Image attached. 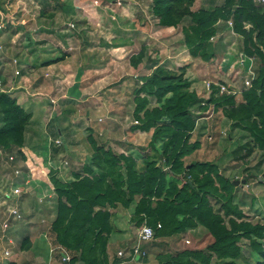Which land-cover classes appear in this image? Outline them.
<instances>
[{
    "label": "rangeland",
    "instance_id": "obj_1",
    "mask_svg": "<svg viewBox=\"0 0 264 264\" xmlns=\"http://www.w3.org/2000/svg\"><path fill=\"white\" fill-rule=\"evenodd\" d=\"M0 1L3 3L2 9L6 10L3 13L4 22L0 24L2 31L0 34V79L3 80L5 75L8 76L7 80H3L4 90L10 89L11 83L14 82L12 76L16 70H19L20 74H15L17 77L15 84L18 86V82L22 81L21 78L30 77L27 89H23L24 94L28 95L27 99L37 97L43 104L41 107L44 112L43 114L39 111L37 113L32 101L24 102L19 97L18 102L23 107L26 104V111L35 112L40 118L43 115V124L47 123L54 112L57 121L61 119V126L70 123V127L79 129L75 138L76 141L81 142L82 146H79L78 151L73 148L74 155L80 158L74 160V169L82 167L85 157H89L85 161V166L92 163L94 147L93 143L88 141V138L91 141L90 137H92L96 143L105 145L116 153L133 156L140 167L143 165L142 160L145 155L160 156L158 167L167 171V181L177 179V183L182 187L184 184L182 177L174 176V178L168 173L169 168L162 154L164 142L168 137L164 136L155 141L156 152L150 147L154 129L147 132L133 129L134 124L138 125L134 116L137 106L136 89L144 85L143 80L151 78L150 76L156 72L157 67L166 69L175 75L182 72L181 67H186L185 78L191 83L189 91L195 92L200 101L207 102L211 97L207 90V83H212L214 90V92L212 90V95L215 98L223 96L217 92L216 83L243 91V86L241 87L243 77L251 60L246 55L245 67L240 64L239 55L243 51V48H237L240 44L236 42L233 46L235 49L233 48L234 50H231L232 53L229 54L228 45L224 46L225 36L216 38L217 30L208 44L212 53L211 59L207 61L200 55L194 57L185 44L183 30L184 27L190 25V20L186 19L171 30L163 28L153 13V1L150 0L147 6L143 4V0L139 2L143 9L135 8V14L132 11L138 0H83L81 4H78L80 0ZM76 3L84 8L76 9ZM258 6L264 8V5ZM202 7L209 9L208 6ZM194 9L193 5L192 10ZM221 23L229 24V22L220 20L217 25ZM233 35L237 36L231 31L230 36L235 37ZM143 48L144 58L135 68L131 64V58L138 55ZM14 60H17L16 65ZM121 80L125 82L119 84ZM75 83L80 86L81 91L77 100L69 102V100L54 98L59 97L57 96L59 93L66 92ZM246 91L233 95L236 105L245 103L244 93ZM82 94L85 97H82ZM151 94V92H144L141 97L149 99L150 108L159 106L160 104L156 103V97ZM17 95L20 96V93ZM48 95L53 96L51 102L55 107ZM11 96L15 97L14 94ZM167 97H170V94ZM48 109L49 112H47ZM191 112L194 116L197 115L195 116L197 126L189 143L197 142L199 147L184 158L185 163H213L220 168V174L224 178L233 183L240 181L238 185H235L233 205L238 206L243 212L244 221L264 225V155L257 149L249 158L239 159L240 153L235 154L234 151L239 146L250 142L251 138L246 131L233 128L234 121L225 115L224 108L219 107L212 117L209 112L199 110L197 107H193ZM40 118L38 120L41 122ZM221 124L226 128L225 132L221 131ZM28 128L27 125L24 146L30 150L34 144V136L30 131L34 128L30 127L29 131ZM28 154L29 157H33V154ZM29 157L26 156V160ZM29 161L30 159L27 165ZM36 162H30L32 166L29 164L27 171L25 170L28 175L23 173L27 177L26 180L23 178L19 182L25 197H31L28 202L29 213L26 214L24 209L21 210V222L24 221L22 226L25 225L26 229H31V237L39 239L38 237L42 235L45 237L43 238L47 246L51 243L49 247L52 250L48 257L50 260L47 257L46 259H41L42 257L35 259L34 253H40L42 248L39 242L35 249L29 251L32 253L20 249L22 241V233L19 231L21 228L18 223L20 221L13 220L11 225L15 223V226L9 231V234L14 237L13 246L16 245L12 247L13 257L4 259L0 250V264H65L61 259L64 252L56 243L52 230L57 217L58 199L50 211H48L50 207H47V210L38 204L34 207L30 201L32 196L37 194H40L41 198L49 197L51 189H54L51 176L58 177L66 167L70 168V166L64 162L61 168L57 165L48 172V168L40 164L39 166L42 167L39 170ZM33 167H36V171ZM94 172L97 173L98 170L95 169ZM3 175L6 177L9 175L10 180L14 177L8 167L0 165V185L4 184ZM82 175L86 176L84 169ZM59 179L62 180V178ZM63 180L66 183L73 181L69 178L68 181ZM31 189L32 196L28 195ZM22 197H19L14 204L19 206ZM48 200L49 198H46L44 202ZM153 202L156 204L157 200ZM136 205L137 201L129 208L121 204L113 208L116 209L114 215L118 212L123 213L122 219L116 217L114 219V232L118 233L117 237L123 235L118 230L121 222L131 236L126 242H116L113 246L107 247L110 262L113 261L115 255L119 258L118 247L124 248L122 251L129 254L130 249L138 242V231L143 225H137L132 219ZM215 209L220 211L216 205ZM213 241L214 238L210 231L198 225L188 229L184 234L154 238L152 241L144 242L142 249L146 250L148 255L139 262L134 261L131 264H158L157 255L160 252L185 249L206 251ZM260 242L264 246V241ZM239 246L241 254L234 260L235 263L254 264L260 260L259 253L249 239L243 237ZM67 255L74 257L72 252ZM43 256L46 255L43 254ZM77 257L78 260L74 264H83L78 255ZM210 264H224V261L213 257Z\"/></svg>",
    "mask_w": 264,
    "mask_h": 264
},
{
    "label": "trees",
    "instance_id": "obj_2",
    "mask_svg": "<svg viewBox=\"0 0 264 264\" xmlns=\"http://www.w3.org/2000/svg\"><path fill=\"white\" fill-rule=\"evenodd\" d=\"M152 1L153 13L161 27H178L186 19L190 20V25L183 28L185 44L192 56L200 55L207 61L212 57L208 44L216 34L218 22L232 21L234 32L243 39L244 54L254 60L256 79L244 93L245 103L236 105L234 96L226 94L220 98L211 95L204 102L189 91L191 83L185 78L186 67L180 68L179 75L157 67L151 78L143 80L144 85L136 89L134 116L138 125L134 124L133 129L143 132L154 129L150 147L156 152L155 141L168 137L162 148L168 173L181 176L184 184L180 187L177 179L167 181V171L158 167L160 156L145 155L140 167L133 156L116 153L90 137L94 150L92 163L85 166L86 176L77 174L70 183L51 176L58 199L57 217L52 225L55 241L66 253L74 254L72 264L77 262V255L83 264H119L120 260L115 258L110 262L107 255L115 230L111 210L118 204L129 208L137 201L132 219L139 226H151L155 238L184 234L198 225L207 228L214 238L206 251L160 252L158 264H210L213 257L224 264H237L234 260L241 254L239 244L243 237L250 240L260 255L254 264H264V246L260 242L264 241V225L243 220V212L233 205L235 184L224 178L213 163L186 164L184 160L199 147L197 142L189 143L197 126V115L191 110L197 107L206 111L209 105L216 110L224 108L225 115L234 121L233 128L249 133L251 141L234 151L240 153L239 159L249 158L257 149L264 155V8L254 0H223L221 5L194 11L195 0ZM2 4L0 1V24L6 12ZM142 58L144 48L131 58L132 66L137 68ZM144 92H151L160 105L150 108L149 99L141 97ZM11 95L0 92V145L7 151L24 146L26 126L33 117V112L26 111ZM18 154L25 158L22 151ZM30 248V239L26 237L21 250Z\"/></svg>",
    "mask_w": 264,
    "mask_h": 264
},
{
    "label": "crops",
    "instance_id": "obj_3",
    "mask_svg": "<svg viewBox=\"0 0 264 264\" xmlns=\"http://www.w3.org/2000/svg\"><path fill=\"white\" fill-rule=\"evenodd\" d=\"M141 1L142 0H138L136 2L135 7L133 8V11H132L133 14L136 13L135 8H137V9L140 8V10L143 9L142 4L139 3ZM150 1L152 2V0H150ZM150 1L143 0L142 2H144L143 4H145V6H147L148 5L147 3L150 2ZM113 2H116V1H113ZM222 3H223V0H195V3H194L195 9H194V11H196V10H198L200 8H204L202 6H208V8H211V7H214L216 5H221ZM137 4H139V6H137ZM75 8L78 9V8H84V7H82L81 5L77 4V5H75ZM249 26H247V27H249ZM173 28L174 27L166 28V29L171 30ZM217 30H218V34H217L216 38L219 39V38L224 37V36L226 37V38L224 37V46L226 45V47H227V45H228V48H229L228 49L229 50L228 53L229 54L232 53L231 50L235 49L233 46H234V44H236V42L240 44V46L237 45V48H241V49L243 48V39H242L241 36H239L237 34H236L237 36L233 35L235 37L230 36L231 31H232V33H235V32H234V29L231 26H229L228 23H221V24L217 25ZM1 32L2 31L0 30V34H1ZM42 47L43 46L41 45V48ZM242 53H244V52L242 51L240 54H242ZM239 57H240V55H239ZM6 77H8V76L7 75L4 76V78H3L4 81L7 80ZM12 79H13L14 82L11 83L10 89H8L6 92L11 93L12 95L14 94V96L18 99V101H19V97H21V99H23L24 102L32 101L33 102L32 103L33 106H36L34 110L37 113L39 111V112H41L43 114L44 111H43V109L41 107L43 104H41L39 99L37 97L32 98V99H27L26 96H28V95L24 94L23 89H27V85H28L27 83H28L29 80H31V78L28 77V76H25V77L21 78L22 81L20 80L18 82L19 83L18 86L15 84L16 81H17L16 80L17 77H15V74L12 76ZM242 86L243 85H241V87ZM79 87L80 86L76 85V83H75V85L69 87L66 92H61V93H59L60 95L59 94L57 95L59 97H54V98H56V99L60 98V99H63V100L65 99L66 101L69 100V102H73L74 100H77L79 98V96L81 95V91H80ZM19 89H20V91H17ZM19 93H20V96L17 95ZM28 94L31 95L30 93H28ZM33 95H36V93H33ZM48 97H51L50 98V102H51L53 96L52 95H48ZM82 97H85V95L82 94ZM52 105H53V103H52ZM24 106L26 107V104H24ZM38 106H39V108H38ZM27 107H29V106H27ZM49 111L50 110L48 109L47 112H49ZM206 112H209V115H211L210 117H212L215 114L216 109L214 108V106L211 105V106H208ZM55 115H56V113L53 112V114L51 115V117L47 121V123L43 124L44 123V121H42L43 118H44L43 115L40 118L39 114H35V112H33V117H32V119H31V121H30V123L28 125V127H29L28 131H29L30 127L34 128L33 130L30 131V132H32V135L34 136V144L31 146L30 150L26 146H23L21 148L16 149L15 151H11L16 156L15 166L20 167L22 169V172L25 173L27 171V166L29 164L31 165L30 162L31 161H33V162L37 161L36 162V163H38V165H37L38 167L37 168H39V170L43 166L44 168H48V172H49L50 169H54V167L57 166V165H59L58 167H60L65 162V163L68 164L67 166H70L71 169L69 167H66L62 171V173L59 174L58 178H62V180L66 179V181H68L67 179L69 178V180L73 179V181H74L77 174L82 175L83 169L85 171V164H86L85 161L88 160L89 157H85V159H84V161H83V163L81 165L82 167H80L79 169H74V167H75L74 166V160L75 159L79 160L80 158L78 156L74 155V151L75 150H73V148H76V150L78 151L79 146H82L81 142L79 143L78 141H76L77 139L75 138L76 132L79 129H77L76 127H70V123L68 125L61 126V119H58V121H57V119L55 118ZM39 118L41 119V122L38 120ZM87 119H89V118H87ZM55 129H56V131H55ZM221 129H222L221 131L226 130V128H224V126H222V124H221ZM51 139H54V140L55 139H61L64 142H62V145H60V146L59 145L55 146V144L52 145V143H50ZM88 141H89V143H92V139L90 141V139L88 138ZM42 142H43V144H42ZM27 150H29V151H27ZM18 151H22V153H24V157H25L24 159L21 158V156L18 154ZM35 151L39 152V154L36 153ZM28 153L33 154V157H29ZM26 156H28L29 159H30L28 165H27V161L29 159L26 160ZM39 164L42 165V166L40 167ZM33 168L35 169L36 167H33ZM9 171H11V169H9ZM35 171H36V169H35ZM25 174H23L19 178L15 179V183L17 185H20L19 182L23 178H24V180H26V178H27L26 175H28V174H26V175ZM43 180L45 181V179H43ZM35 182H36V180H35ZM51 190H52V192H50V193L48 192L49 193V197L41 198L40 194L32 196L31 194L33 193V191L31 189V191H29V193H28V195L32 196L30 204H32V206H34V207H35V205L38 204V205H40V207L45 208L46 210H47V207H50L49 210H48V211H50V209H52L55 206V204H56L55 202L57 201V193L55 192L54 189H51ZM38 193H40V192H38ZM41 195H42V193H41ZM22 196L23 197H22V199L20 201L19 208H20V210L24 209L25 212H27L26 214H28L29 210H30V205L28 204V202H29L31 197L29 196L30 198L29 197L26 198L25 194H23ZM46 198H49L48 202H44V200ZM39 202L40 203H44V204L41 205ZM126 211L130 212V210H128V209H126ZM112 212H113V224H115L114 223L115 217L117 219L118 218H120V219L123 218V215H122L123 213H121V212H118L116 215H114V212H116V209H113ZM19 221H20V222H18L19 223V228H21L19 231H21V233H22V236H21L22 241L26 237H28L30 239V242H31L30 250L35 249V247H37V243L38 242H39L38 243L39 246L41 245V247H42L40 253H38V252L34 253L35 256H36L35 259L38 258V257H42L41 259H46L45 257H47V258L50 257L51 247H49V245L51 243L50 244L48 243V246H47L46 243H45V240H44L45 237L42 236V235L38 237L39 239H35L36 237L35 238L31 237V235H30L31 229L30 228L26 229L25 225L22 226L24 224V221L21 222V218H19ZM122 223L123 222L119 223L121 225V227H119V228L117 227L118 230L120 232H122V234H123L122 237H117L118 233L114 232L111 235V237H110L109 245H108L109 247H111L110 245L113 246V243H116V242L120 243V241L126 242V241H128L130 239L131 234H130V232L128 230H126V228L123 227ZM17 230H18V228H17ZM22 241H21V244H22ZM15 242H16V240H15ZM21 244H20V249H21ZM15 246H13V247H15ZM118 248H119L118 253L124 249V248L122 249L120 247H118ZM29 251H27V252H29ZM24 252H26V251H24ZM29 253H32V252H29ZM21 254L22 253H20V255ZM43 254L46 255V256H43ZM115 258H117L118 260L121 261L119 264H127V262H130L128 258L119 257L120 258L119 259L118 257H116V255L114 256V259ZM48 259L50 260V258H48ZM61 259H62V257H61ZM139 261L140 260H138L137 262H139Z\"/></svg>",
    "mask_w": 264,
    "mask_h": 264
},
{
    "label": "built area",
    "instance_id": "obj_4",
    "mask_svg": "<svg viewBox=\"0 0 264 264\" xmlns=\"http://www.w3.org/2000/svg\"><path fill=\"white\" fill-rule=\"evenodd\" d=\"M256 4L258 5H264V0H254ZM230 26L233 28V23L229 21ZM251 60V64L248 68H246L245 76L243 77V91L248 90L252 88L253 82L256 79V73L254 70V60L252 58H249ZM15 65L17 64V60H14ZM240 64L245 67L246 64V55L244 53L240 54ZM16 75L20 74L19 70L15 71ZM216 87L218 89V92L221 94H228V95H235L239 92H243L238 89H230L229 87L225 86L224 84L216 83ZM207 90L210 92V96L212 95L213 85L212 83H207ZM4 83L3 80L0 79V92H4ZM214 91V90H213ZM203 106L206 105V103L202 104ZM138 123V122H136ZM61 139H51L50 143L55 145L62 144ZM16 163V156L11 151L5 150L0 145V165L6 166L9 169H11L10 173L14 175L12 180L8 179L9 175L6 177L5 175L2 176V181H4L3 185H0V250L2 257L4 259L11 258L13 256L12 247L14 243V237L9 234L10 229L15 226V223L13 225V220H19L21 218V210L19 206L15 205V201L18 200L19 197H21L24 193L22 190L21 185H17L15 183V179L19 178L21 175H23L22 169L18 166H15ZM5 180L7 182H5ZM158 228H161V224L158 225ZM155 238V231L154 229L144 224L141 228H139L138 231V242L132 247V249L129 251V254H127L125 251H120L118 253L119 257L121 258H128L130 257V262H127V264H131L134 261H138L140 257L146 256V251L142 249V244L144 242H149L154 240ZM52 250V249H51ZM61 250H63L61 248ZM64 252L62 259L66 264H70L71 256L67 255V253Z\"/></svg>",
    "mask_w": 264,
    "mask_h": 264
},
{
    "label": "water",
    "instance_id": "obj_5",
    "mask_svg": "<svg viewBox=\"0 0 264 264\" xmlns=\"http://www.w3.org/2000/svg\"><path fill=\"white\" fill-rule=\"evenodd\" d=\"M240 183V181H235L234 184L238 185ZM245 183V180L243 181V184Z\"/></svg>",
    "mask_w": 264,
    "mask_h": 264
},
{
    "label": "clouds",
    "instance_id": "obj_6",
    "mask_svg": "<svg viewBox=\"0 0 264 264\" xmlns=\"http://www.w3.org/2000/svg\"><path fill=\"white\" fill-rule=\"evenodd\" d=\"M4 92H6V91H4Z\"/></svg>",
    "mask_w": 264,
    "mask_h": 264
}]
</instances>
